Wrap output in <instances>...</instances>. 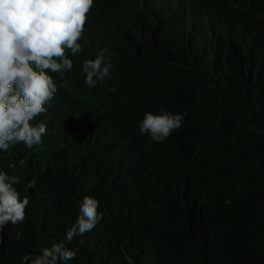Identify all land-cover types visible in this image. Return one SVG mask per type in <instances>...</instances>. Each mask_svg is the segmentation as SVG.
I'll return each instance as SVG.
<instances>
[{
	"label": "trees",
	"instance_id": "trees-1",
	"mask_svg": "<svg viewBox=\"0 0 264 264\" xmlns=\"http://www.w3.org/2000/svg\"><path fill=\"white\" fill-rule=\"evenodd\" d=\"M78 42L42 144L0 151L30 201L0 264L63 239L85 195L103 219L62 264H264V0H96ZM101 48L112 79L89 89ZM161 108L186 115L156 143L137 125Z\"/></svg>",
	"mask_w": 264,
	"mask_h": 264
},
{
	"label": "clouds",
	"instance_id": "clouds-1",
	"mask_svg": "<svg viewBox=\"0 0 264 264\" xmlns=\"http://www.w3.org/2000/svg\"><path fill=\"white\" fill-rule=\"evenodd\" d=\"M93 5L94 0H0V151L8 152L20 143L27 149L42 144L47 125L31 122L47 111L45 105L58 92L52 74L62 78L74 68L73 57L84 51L78 41ZM112 56L115 52L101 48L94 58L81 61L87 88L112 79ZM185 115L163 108L159 113L146 112L138 122V131L153 142H164L182 127ZM19 183L15 175L0 168V234L9 223L19 225L26 219L30 201L28 196L21 199L15 187ZM98 209L99 200L85 195L79 202L76 222L65 229L63 239L41 246L36 254H26L22 264L74 260L77 250L68 245L103 219ZM20 239L17 232L16 240ZM79 243L83 245L84 240Z\"/></svg>",
	"mask_w": 264,
	"mask_h": 264
},
{
	"label": "rangeland",
	"instance_id": "rangeland-1",
	"mask_svg": "<svg viewBox=\"0 0 264 264\" xmlns=\"http://www.w3.org/2000/svg\"><path fill=\"white\" fill-rule=\"evenodd\" d=\"M96 4V0H94V5ZM56 80L57 83V87L58 88H65L69 90V84L67 82V76H68V72L65 73V75L61 78L59 77L57 74H52Z\"/></svg>",
	"mask_w": 264,
	"mask_h": 264
}]
</instances>
